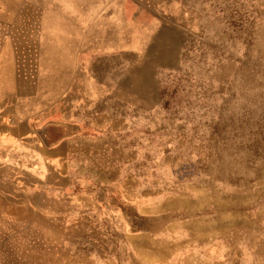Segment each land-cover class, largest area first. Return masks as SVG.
Masks as SVG:
<instances>
[{"label":"rangeland","instance_id":"1","mask_svg":"<svg viewBox=\"0 0 264 264\" xmlns=\"http://www.w3.org/2000/svg\"><path fill=\"white\" fill-rule=\"evenodd\" d=\"M45 1L0 0V52L111 184L44 203L0 162V264H264V0Z\"/></svg>","mask_w":264,"mask_h":264},{"label":"crops","instance_id":"2","mask_svg":"<svg viewBox=\"0 0 264 264\" xmlns=\"http://www.w3.org/2000/svg\"><path fill=\"white\" fill-rule=\"evenodd\" d=\"M39 7L47 25L59 24L60 28L68 21L74 22L75 18L68 16L71 12L65 11L64 0H48ZM78 7L79 2L75 1L77 11ZM9 19L0 5V20ZM10 62L0 52V162L15 165V169L20 165L34 178L23 180L17 190L38 193L44 203L56 200L58 205L66 199L72 203L80 192L94 190L93 186L97 188L93 192L108 190L105 185H110L111 180H105L104 174H110L112 164L95 158L100 149L94 143L104 134L98 137L85 130V122L80 123L71 111L65 113L57 106L58 98L31 93L29 86L15 78ZM79 155L89 159L85 166L77 163ZM95 172L100 176H93ZM117 182L121 183L120 179ZM87 184H91L90 189Z\"/></svg>","mask_w":264,"mask_h":264},{"label":"bare ground","instance_id":"3","mask_svg":"<svg viewBox=\"0 0 264 264\" xmlns=\"http://www.w3.org/2000/svg\"><path fill=\"white\" fill-rule=\"evenodd\" d=\"M90 31V30H89Z\"/></svg>","mask_w":264,"mask_h":264}]
</instances>
